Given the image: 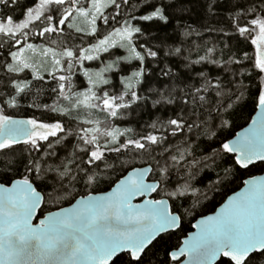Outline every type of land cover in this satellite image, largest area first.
<instances>
[{
	"label": "snow or ice",
	"instance_id": "6c2138e0",
	"mask_svg": "<svg viewBox=\"0 0 264 264\" xmlns=\"http://www.w3.org/2000/svg\"><path fill=\"white\" fill-rule=\"evenodd\" d=\"M254 168L264 0H0V264H264Z\"/></svg>",
	"mask_w": 264,
	"mask_h": 264
},
{
	"label": "trees",
	"instance_id": "16d2710c",
	"mask_svg": "<svg viewBox=\"0 0 264 264\" xmlns=\"http://www.w3.org/2000/svg\"><path fill=\"white\" fill-rule=\"evenodd\" d=\"M252 112L251 109V105H249L248 108L244 109L235 119V124L234 127L231 131V133L229 134V138H231L236 131H238L239 129H241L242 127H244L246 125L245 120L248 117L249 113ZM254 112H252L253 114ZM262 173L259 168H254L252 169L251 172H247V171H243L242 170V176L238 179H236L227 189L224 190V192H222L221 194H218L215 199L212 201V203L209 205V208L206 210V214L211 213L215 210V208L217 206H219L224 200L225 198L235 192L236 190H238L243 182V179H246L248 177H250L251 175H257ZM103 188V186H102ZM42 215V213H41ZM199 217V214L196 216V219ZM195 220H192V223ZM191 230V225L188 224L187 222L184 225V233L183 235H186L189 231ZM183 235H181L180 233H177L176 235L171 237V243L172 244H176L177 243V236H180L181 238H183Z\"/></svg>",
	"mask_w": 264,
	"mask_h": 264
},
{
	"label": "water",
	"instance_id": "95a60500",
	"mask_svg": "<svg viewBox=\"0 0 264 264\" xmlns=\"http://www.w3.org/2000/svg\"><path fill=\"white\" fill-rule=\"evenodd\" d=\"M255 114H256V113L254 112L252 115H255ZM244 127H247V124H246ZM244 127H242V128H244ZM242 128L239 129L238 131H241ZM238 131H236V132H238ZM234 135H235V134H234ZM234 135H233L231 138H234ZM262 175H264V172H262V173H260V174H257L256 176H262ZM248 178H249V177H248ZM246 179H247V178H246ZM242 187H243V182H242L241 187H240L238 190H236V191H240V189H241ZM236 191H235V192H236ZM233 194H234V192L231 193V194H229V195H233ZM229 195H228V196H229ZM226 199H227V197L225 198V200H226ZM223 202H224V201H223ZM223 202H222V203H223ZM219 206H220V205H219ZM219 206H217L216 208H219ZM208 214H213V212L208 213ZM197 219H199V217H198ZM193 223H195V221H194ZM193 231H195V229H192V228H191V230H190L189 232H193ZM189 232H188V233H189ZM188 233H187V234H188ZM187 234H186V235H187Z\"/></svg>",
	"mask_w": 264,
	"mask_h": 264
}]
</instances>
